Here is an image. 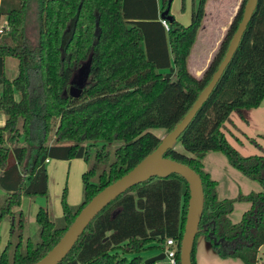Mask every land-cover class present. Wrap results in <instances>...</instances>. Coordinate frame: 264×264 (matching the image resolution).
Listing matches in <instances>:
<instances>
[{"label":"trees","instance_id":"16d2710c","mask_svg":"<svg viewBox=\"0 0 264 264\" xmlns=\"http://www.w3.org/2000/svg\"><path fill=\"white\" fill-rule=\"evenodd\" d=\"M194 1L191 23H180L170 7L167 28L161 13L169 0H1L0 17L7 15L8 26L0 34V112L6 115L0 127V186L8 196L0 224L10 219L11 235L0 264H34L44 257L97 193L156 149L162 137L152 129L163 128L167 135L192 108L223 60L247 3L242 0L218 51L196 77L188 59L208 0ZM33 4L36 41L26 34ZM11 57L18 60L12 80L5 72ZM263 99L264 0H258L233 58L175 143L186 152L174 145L165 153L202 178L205 206L196 240L203 234L221 257L245 264L259 262L264 244V153L243 155L222 128L233 111L257 108ZM210 151L222 152L263 190L220 199L217 181L204 169ZM47 159L87 162L83 201L70 205L64 193L58 218L40 207V240L24 241L22 199L48 194ZM189 198V184L177 173L136 184L97 214L59 264H143L140 253L168 238L176 240L181 264ZM236 201L251 206L234 223L230 214ZM17 228L21 233L15 234ZM195 250L196 241L193 264Z\"/></svg>","mask_w":264,"mask_h":264},{"label":"rangeland","instance_id":"374dc122","mask_svg":"<svg viewBox=\"0 0 264 264\" xmlns=\"http://www.w3.org/2000/svg\"><path fill=\"white\" fill-rule=\"evenodd\" d=\"M211 1V0H210ZM208 1L206 4V30H214L216 24L215 3ZM194 0H172L171 14L183 25L191 23L192 12L195 4ZM210 3V4H209ZM209 4V5H208ZM208 5V6H207ZM7 18L5 15L0 17V34L4 28L7 30ZM205 30V31H206ZM203 31L197 42L199 52L203 44ZM39 32L38 13L36 5H31L26 15V34L34 41L37 40ZM211 32V31H210ZM214 38V35L212 34ZM6 77L13 79L18 75V60L11 57L7 58L5 67ZM247 116H243L238 111L231 114L232 120L240 127L237 129L232 123L227 121L222 128L226 133L230 143L239 149L244 155L263 154L264 153V116H258L256 110L248 109ZM232 130L243 142L240 143L232 134ZM160 137L165 136V129H152ZM175 148L179 151L186 152L181 143H177ZM51 164H47L49 174V189L45 196L23 197L21 209L24 212L25 227L22 229L24 241L31 239L35 243L40 240V226L36 221V215L40 207L49 210L52 217L58 218L63 215L62 197L66 193L67 202L76 206L83 201V179L82 175L87 170L88 164L84 159L60 160L49 159ZM204 162L205 171L210 172L212 177L218 181V194L220 198H235L241 194H248L253 191H262V185L255 180L250 179L241 171L233 167L227 157L220 151H210L207 153ZM1 175V171H0ZM7 192L0 186V208L7 199ZM234 211L230 214L231 220L236 223L242 219L243 213L250 208L249 202L236 201ZM10 219H5L0 224V251L7 245L10 240ZM21 233L17 228L15 234ZM165 245L161 247L152 246L144 249L140 255L145 259L157 255L165 250ZM132 255V254H131ZM129 254V257H131ZM160 262V261H158ZM195 262L197 264H245L237 257L223 258L212 247L211 242L200 234L196 240ZM156 263V262H155ZM144 264V262H143ZM154 264V263H153ZM264 264V244L259 251V262Z\"/></svg>","mask_w":264,"mask_h":264},{"label":"water","instance_id":"95a60500","mask_svg":"<svg viewBox=\"0 0 264 264\" xmlns=\"http://www.w3.org/2000/svg\"><path fill=\"white\" fill-rule=\"evenodd\" d=\"M172 0H169L168 9L161 13L162 19H171L172 15H167L170 11ZM258 0H247L244 13L238 28L230 41L227 52L221 61L219 67L212 76V79L193 104L189 112L176 125V127L162 138L160 144L138 163L132 170L121 178L108 185L97 193L90 202L80 211L71 226L64 233L58 243L40 260L34 264H59L72 250L80 236L89 226L91 221L101 212L109 203L119 197L129 188L142 183L155 176H166L177 173L183 176L189 184L190 198L188 212L185 224V231L181 241V264H193L192 252L197 234L201 231L200 222L205 206V192L203 181L200 174L189 165L166 157L165 153L174 147L175 143L188 127L198 110L208 100L226 67L237 51L245 30L257 7ZM203 230H208L204 225ZM213 236V232H210ZM166 258L165 252L151 256L145 259L144 264H153Z\"/></svg>","mask_w":264,"mask_h":264},{"label":"crops","instance_id":"0c3cea01","mask_svg":"<svg viewBox=\"0 0 264 264\" xmlns=\"http://www.w3.org/2000/svg\"><path fill=\"white\" fill-rule=\"evenodd\" d=\"M208 1H210V0H208ZM211 1H213V2H211ZM211 1H210L211 3H215V13H216V18H217L216 19V24L214 26V30H206V28H207L206 17H204L202 26H201V28L199 29V32H198V36H197L196 42L194 43V46L192 48L190 57L188 59V68H189L190 72L196 77H201L204 74V71L206 70V68L209 66L211 60L213 59L214 55L218 51V49L220 47V44H221V41L223 40V38H224V36H225V34L227 32V29L230 26V24L232 23V21L234 19V16L236 15V13H237V11L239 9V6H240V4L242 2V0H211ZM0 2H1V0H0ZM205 16H207L206 13H205ZM5 17L8 18L7 15H5ZM203 31L206 32V34L203 35V41H202L203 44L200 47L199 52L195 56L194 50L195 51L198 50L197 42H198L199 36L201 35V33ZM212 34L214 35V38L212 37ZM6 61H7V59H6ZM5 67H6V63H5ZM2 91H3V85L0 84V95H1ZM16 97L19 98L18 94L16 95ZM252 109L256 110V114L258 116H264V99H263V101H262V103H261V105L259 107L252 108ZM252 109H250V110H252ZM245 111H249V110L247 109V110H244L243 112H240V113L243 116L244 115L247 116V112H245ZM228 121H229V123H232L234 126H236L237 129H240V127L232 120L231 115H230V120H228ZM5 124H6V115L4 113L0 112V127L4 126ZM224 126L226 128H228L227 125L224 124ZM230 131H231V134L240 143H243L232 130H230ZM206 155H205V157H206ZM205 157H204V159H205ZM46 164L50 165L51 161L49 160V162H46ZM208 173H210V172H208ZM218 184L219 183L217 181V189H218ZM218 196H219V194H218ZM237 197H235V198H237ZM220 199H222V198H220ZM223 199H226V198H223ZM228 199H234V198H228ZM242 202H244V201H242ZM250 206H251V204H250ZM234 208H235V206H234ZM154 264H168V260L166 259V262L165 261H160V262H156Z\"/></svg>","mask_w":264,"mask_h":264},{"label":"built area","instance_id":"2783aa9c","mask_svg":"<svg viewBox=\"0 0 264 264\" xmlns=\"http://www.w3.org/2000/svg\"><path fill=\"white\" fill-rule=\"evenodd\" d=\"M163 23L167 28H169L168 23L165 19H163ZM46 162H49V159H47ZM164 245L166 246L164 252L166 254L168 264H178L176 258L178 248L176 240L174 238H168Z\"/></svg>","mask_w":264,"mask_h":264}]
</instances>
